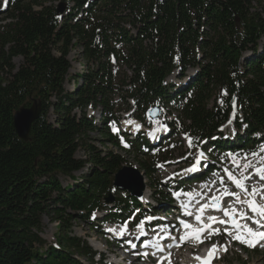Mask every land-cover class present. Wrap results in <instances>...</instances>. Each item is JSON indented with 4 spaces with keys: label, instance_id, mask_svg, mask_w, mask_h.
<instances>
[{
    "label": "trees",
    "instance_id": "16d2710c",
    "mask_svg": "<svg viewBox=\"0 0 264 264\" xmlns=\"http://www.w3.org/2000/svg\"><path fill=\"white\" fill-rule=\"evenodd\" d=\"M57 3L66 4L64 15ZM5 19L9 22L0 24V264L94 260L88 242L68 233L71 222L107 207L115 174L127 160L88 143L93 132H101L104 144L137 156L157 193L161 151L141 132L132 139L125 134L126 147L123 132L113 130L120 112L132 111L145 122L156 105L178 107L179 120H168L170 128L194 144L208 141L234 112L248 124L249 136L264 134V0H8ZM75 47L87 69L69 91L68 56ZM17 57L23 58L18 68ZM179 67V78L197 67L183 89L166 80ZM36 100L42 113L25 141L15 130L14 113ZM88 105L102 108L99 125L88 117ZM245 140L239 143L247 150L264 142ZM82 148L85 156L78 158ZM131 201L126 194L116 203L126 210ZM45 217L58 222L56 246L42 237Z\"/></svg>",
    "mask_w": 264,
    "mask_h": 264
},
{
    "label": "rangeland",
    "instance_id": "374dc122",
    "mask_svg": "<svg viewBox=\"0 0 264 264\" xmlns=\"http://www.w3.org/2000/svg\"><path fill=\"white\" fill-rule=\"evenodd\" d=\"M6 0H0V24H5L7 22H9V19H5L6 15H7V7L6 6ZM58 4V3H57ZM59 5V4H58ZM82 50L80 47H75L72 49V51L69 54V59L71 61L72 64V68L70 70V76L68 77L65 86L66 89L69 91H73L74 90V79L76 76L81 75L83 72L86 71V61L82 58V54H81ZM23 63V58L22 57H17L14 59V64L15 66L18 68L21 64ZM123 70H125V68H122ZM193 72H195V69L192 70L191 72L187 73V79H190L191 76L193 75ZM178 74V73H177ZM176 75L173 76V78L169 79L171 81H173V79H176ZM81 81V80H79ZM185 83V80H182ZM121 104H123L124 102H119ZM100 112V110L98 111ZM96 113V120L99 122L100 120V115L99 113ZM168 110L164 111V114H168ZM125 115V116H124ZM172 115L176 116L178 115L177 113H172ZM122 116H124L123 118L125 120H122L120 122L119 128L122 129H126L127 131L129 130L131 132V135H133L134 133L138 132V131H143L146 134H150L152 135V137L155 138V140H158L160 137H162L163 134H161L160 131V127L166 128L165 125L162 124V122L164 120H158L155 124V126H152L151 128H147L143 125H141L139 123L138 119H133L131 117H129L126 113H124ZM171 118V117H170ZM56 119V116L54 115V113H50L49 115V120L54 123ZM128 121H134V123H128ZM140 125V128L137 129L136 125ZM118 127L117 129L120 130ZM232 129H234V123L231 122L226 128L225 130L227 132H230ZM125 130V132H127ZM158 131V132H157ZM170 134V136H172V132H168ZM121 140H123L126 135H121ZM105 138L102 136L101 132H93L90 134L89 139L87 140L88 143L93 144L95 146H97L99 149H103V150H114L116 152L121 153L127 160V164L128 166L131 167H135L139 170H141V164H140V159L135 156L134 154H130L129 152H126L125 150H120L118 148H116L115 146H113L111 143H105L104 144V140ZM226 139V138H225ZM152 140V138H151ZM152 140V141H155ZM224 140V139H223ZM163 144V143H162ZM167 146H169V151L170 154H172L175 158V160L170 161L168 163H166L164 166H161L158 169V176L161 178V180L166 177V175L170 174V173H175L177 174V172L179 170L182 169H187V167L189 166L190 162H186V159L188 157H193V158H189V159H195L196 157H198L201 152L203 154L207 153L208 158L214 157V154L216 156V150H211L212 152H210V150L205 151L203 149H198V148H194L193 146H189V143L187 141L182 140L181 138H173L171 139V141L169 143H167ZM167 148V147H166ZM184 154V157L182 158ZM76 156L78 158H82L85 156V150L82 148L80 149L77 153ZM218 155L215 157L216 160H218ZM87 171V169L85 168L83 171H81L80 173H77V176L80 177V175L85 174ZM157 175V174H156ZM71 182V180H70ZM73 183V182H71ZM144 183L146 184V187L149 188L148 190H150V184L152 183L151 179H149L147 176L144 177ZM171 184H174L173 182ZM67 185V184H65ZM146 188V189H147ZM159 189L162 191V189L159 186ZM148 194V193H146ZM116 195L119 196L118 198L123 196V193L121 191L117 192V194H113V198H116ZM122 195V196H120ZM160 206H157V209ZM142 210V209H141ZM149 212L151 211V207L149 209H147ZM146 213H148L146 211ZM103 212H100V216L95 219V220H89L90 223L87 220H84V218H80V219H76L75 221L71 222L72 225V229L70 232H68L70 234L71 237H78L81 239L86 240L89 245H91L94 249H98V248H103V246L105 245V236L101 235L99 233V229H101V227H98V225L96 226V224L101 223V218H102ZM149 215H154V213H150ZM129 223H126L124 225H122V228H125L126 226V230H128L127 226ZM43 232H42V237L48 242V245H55L57 243V237L60 234V230H59V226H58V222H53L51 221L48 217H45L43 219ZM104 232V231H103ZM109 248L112 247V245L108 246ZM181 257L186 258V255L184 254L183 256L181 255ZM242 261H245V264H264V251H245L243 249H240L237 247V250H233L231 251L228 256L225 258L224 261L222 262H218L217 264H244L242 263ZM94 264H97V261H94ZM87 264H90L89 262H87Z\"/></svg>",
    "mask_w": 264,
    "mask_h": 264
},
{
    "label": "snow or ice",
    "instance_id": "6c2138e0",
    "mask_svg": "<svg viewBox=\"0 0 264 264\" xmlns=\"http://www.w3.org/2000/svg\"><path fill=\"white\" fill-rule=\"evenodd\" d=\"M128 123L131 124L134 123V121H128ZM136 128L139 129L140 125L137 124ZM113 130L118 131V129H116L115 127ZM188 143L189 146H192L193 141L191 137L188 138ZM125 146L127 147L128 145ZM260 152H264V146L261 147ZM251 155L253 157H259V162H260L259 166L254 165L251 161H247L246 163L243 164V169L246 171L249 168H253L255 174L259 175L260 178L264 180V156L260 155V153L258 152H253ZM202 157H203V153L201 152L200 158ZM200 158H197L196 163L193 164L191 168L186 169L185 171H195L197 165L200 164ZM234 162H236L237 165L239 166V161L235 160V158H234ZM224 172L227 173L228 179H230L236 185V187L240 188L244 193L248 194L249 198L241 199L239 193L229 191L227 188H225L220 195L212 196L210 198L209 203H205L199 208L200 214L195 217L196 221L198 222L196 225H193L187 221L181 222L185 229L184 234L180 236L179 241H176V238L174 237L172 238L174 241H176L178 245L186 243L190 240L196 241L198 243H203L204 240L207 238L205 237V233H207L208 236L221 234V229L218 227L214 228L213 227L214 224L228 225L229 223H231L235 227L236 231L233 232L228 227H225L223 229V233L231 236L232 239L239 241L240 243L245 244L248 247H255L258 243L264 241V231L255 229L248 223L241 224L240 221L237 219V215L247 220L249 218L248 213L242 212L240 209H237L234 206L235 203L246 205L248 209L252 213H254L256 217H258V219H255V223L261 225V227L264 228V223H262V221H264V186L262 187L254 186L249 191L245 182L246 180L250 179V176H245L244 172H241V175L237 177L228 168H225ZM221 180H223V178H221ZM180 194L181 193H177L178 196ZM186 195L192 197L193 193L190 192L187 193ZM225 196H231L236 198L234 204L230 205L227 208L222 207V200L223 197ZM257 197H260V199H257ZM208 208L222 209L224 216L227 217L228 219H221L216 216H209L207 218L208 222L205 223L204 212ZM187 214L191 215V213H187ZM147 219L151 220L152 217H148ZM139 227L143 228V223H141ZM125 230H126V226H125ZM110 231H115V230L110 229ZM157 247H159L158 244ZM221 247H223L224 251H227L226 245L213 244L209 249L206 257L196 256L195 259L199 262V264H212V261L216 258V253L219 251ZM170 255L171 254H169V258Z\"/></svg>",
    "mask_w": 264,
    "mask_h": 264
},
{
    "label": "water",
    "instance_id": "95a60500",
    "mask_svg": "<svg viewBox=\"0 0 264 264\" xmlns=\"http://www.w3.org/2000/svg\"><path fill=\"white\" fill-rule=\"evenodd\" d=\"M65 5L61 4L58 7V12L63 13ZM42 113V104L39 101H34L30 107H21L14 113V127L20 138L25 141L30 139V131L32 124L40 117ZM151 118H157L160 116L159 107L154 108L149 112ZM114 186L122 190L130 191L132 195L140 196L145 190L144 177L141 172L131 166H123L116 174L114 178ZM113 196L109 194L106 198L107 202H112Z\"/></svg>",
    "mask_w": 264,
    "mask_h": 264
},
{
    "label": "bare ground",
    "instance_id": "6f19581e",
    "mask_svg": "<svg viewBox=\"0 0 264 264\" xmlns=\"http://www.w3.org/2000/svg\"><path fill=\"white\" fill-rule=\"evenodd\" d=\"M193 70H194V69H193ZM195 71H196V69H195ZM171 80H172V79H171ZM170 130H172V128H170ZM146 195H147V194H146ZM146 195L144 196V198H146ZM145 203H149L147 199L145 200ZM162 218H164V217H162ZM226 227H228V226H226ZM194 264H199V263H194Z\"/></svg>",
    "mask_w": 264,
    "mask_h": 264
}]
</instances>
